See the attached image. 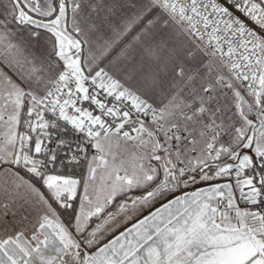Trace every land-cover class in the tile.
<instances>
[{
  "label": "snow or ice",
  "instance_id": "obj_1",
  "mask_svg": "<svg viewBox=\"0 0 264 264\" xmlns=\"http://www.w3.org/2000/svg\"><path fill=\"white\" fill-rule=\"evenodd\" d=\"M0 264H264V0H0Z\"/></svg>",
  "mask_w": 264,
  "mask_h": 264
},
{
  "label": "crops",
  "instance_id": "obj_2",
  "mask_svg": "<svg viewBox=\"0 0 264 264\" xmlns=\"http://www.w3.org/2000/svg\"><path fill=\"white\" fill-rule=\"evenodd\" d=\"M127 225H125V227H126ZM119 230H123L122 228L121 229H119Z\"/></svg>",
  "mask_w": 264,
  "mask_h": 264
},
{
  "label": "rangeland",
  "instance_id": "obj_3",
  "mask_svg": "<svg viewBox=\"0 0 264 264\" xmlns=\"http://www.w3.org/2000/svg\"><path fill=\"white\" fill-rule=\"evenodd\" d=\"M109 210H112V209H109Z\"/></svg>",
  "mask_w": 264,
  "mask_h": 264
}]
</instances>
